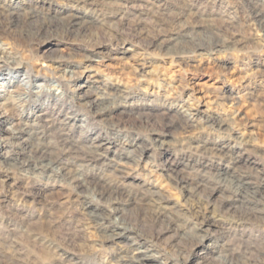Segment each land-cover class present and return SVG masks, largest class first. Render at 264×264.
I'll list each match as a JSON object with an SVG mask.
<instances>
[{
    "label": "rangeland",
    "instance_id": "rangeland-1",
    "mask_svg": "<svg viewBox=\"0 0 264 264\" xmlns=\"http://www.w3.org/2000/svg\"><path fill=\"white\" fill-rule=\"evenodd\" d=\"M16 1L17 24L6 28L0 17V47L42 86L27 104L30 116L20 120L41 135L25 136L18 146L3 134L0 264H124L122 256L137 257L141 249L165 264H264V0H95L111 3L107 8L92 0ZM28 7L34 22L53 16L57 30L24 32ZM72 13L87 24L61 34ZM172 35L177 42L167 41ZM86 84L91 99L125 92L99 107L116 108L114 116L98 120L90 99H79ZM62 86L70 110L43 95ZM13 118L0 129L16 130ZM59 137L74 148L70 157L94 142L109 144L106 165L81 169L85 182L78 189L57 168H19L37 146L47 158L58 156ZM166 156L177 157V171H168ZM111 208L138 225L137 244L106 239L103 224L114 219L94 214L106 217ZM206 216L214 222L210 241L195 250V228Z\"/></svg>",
    "mask_w": 264,
    "mask_h": 264
},
{
    "label": "bare ground",
    "instance_id": "bare-ground-1",
    "mask_svg": "<svg viewBox=\"0 0 264 264\" xmlns=\"http://www.w3.org/2000/svg\"><path fill=\"white\" fill-rule=\"evenodd\" d=\"M78 2L84 3L87 0H76ZM12 4H7L4 1L0 0V17H3L5 22H6V28L12 27L13 25L17 24V21L19 19L20 12H19V3L16 0H12L10 1ZM109 3V2H108ZM255 3V2H254ZM259 4V3H258ZM92 5L93 6H98L100 7H108V6H112V4L110 3L107 6V3L104 2H99V1H95L92 0ZM254 5V4H253ZM261 5V4H260ZM263 6V5H262ZM98 10V9H97ZM102 10V9H101ZM104 10V9H103ZM255 11V10H254ZM253 11V12H254ZM102 13V12H101ZM100 13V14H101ZM104 13V12H103ZM24 15V24L26 25L24 28V32H31L34 33L35 35H38L41 31L45 30L47 32H52V30H57V27H55V25L53 26V16H47L45 17L42 22L38 21V22H34V20L37 19V15L35 13V9L28 7L27 11L23 13ZM258 16V15H257ZM261 16V15H260ZM103 17V16H102ZM105 19V18H104ZM259 21V20H258ZM87 24L86 20L84 19L83 16H79L78 14H70L68 15V18L66 20V22L61 26L60 28V32H62L61 34H69L72 33L76 30L82 29L85 27V25ZM260 27V26H259ZM261 28V27H260ZM259 28V29H260ZM258 29V30H259ZM262 31V30H261ZM28 35V34H27ZM34 35V36H35ZM175 35V34H174ZM38 37V36H37ZM168 42H177V38L175 36H171L167 39ZM224 44V43H223ZM218 45V44H217ZM222 45V44H221ZM170 45H167L164 49L166 50V52H169L171 50V47H169ZM170 48V50H169ZM211 48V47H210ZM205 49V48H204ZM210 51V50H209ZM10 65L12 68H10ZM20 64L15 60V58L13 56H11V53L5 51L4 49H2L0 47V80H4L5 83H3L2 85H0V87H4L5 89H3V93L4 94H0V125L1 123H4L7 121L8 116H12L13 120L15 121L14 125H16L17 129L16 130H11V129H0V147L3 145V134L5 133L8 137V139H14L16 141H18L19 143L17 144L22 145V143L27 141V137H31V136H36L39 133L38 132H32L27 130V128L29 127L28 124H22L20 123V120H22L23 118H26L27 116H30L29 114H27V104L29 103L30 99L32 97H39L38 94L43 93L42 91V86L37 84V80H33L31 77V73L28 69H24L23 72H21L20 70L22 68H20ZM40 82V80H39ZM16 85V86H15ZM14 88V89H12ZM109 89V88H108ZM106 90V89H105ZM78 97L80 100H89L90 99V103L89 106H93L95 108H98V110L96 111L95 115L96 118L98 120H104L106 119L108 116H114L116 108L114 109V107H105V108H99L101 107V105L104 103V101L107 98H112L114 99L118 94H125V92L121 91L120 89L116 88L114 90H111V92H107V91H103L102 95H98L99 97H97L96 99H91L90 98V88L89 86L86 84L84 86L81 87L80 91L77 92ZM43 95H46L48 99H50L54 105L57 106H67V108H69L68 110H70V106L69 104L66 102V99L68 98L67 95V91H66V87L62 86V90L59 92H51V91H46ZM111 99V100H112ZM87 102V101H86ZM71 103V102H70ZM118 104V103H117ZM85 105V104H84ZM87 105V103H86ZM120 105V104H119ZM79 108V107H78ZM166 109H174L172 107H166ZM53 110V109H52ZM95 111V110H94ZM190 112V111H189ZM188 112V113H189ZM66 113V112H65ZM179 113H185V110H182ZM17 114V115H15ZM36 114V113H35ZM60 114V113H59ZM177 114V112H176ZM193 114V113H192ZM14 115V116H13ZM43 113H39L37 116L35 117H42ZM120 115V114H119ZM165 115V114H164ZM191 115V114H190ZM189 114H184V116H189L188 119H190L192 116H190ZM17 116V117H15ZM65 116V115H64ZM58 117V116H57ZM68 119V121L70 122L71 117L67 116L66 117ZM32 119V118H31ZM73 120L75 121V117L73 118ZM52 121V120H50ZM31 124V123H30ZM13 125V126H14ZM111 125V124H109ZM12 126V125H11ZM215 126L218 129L223 128L224 124L219 121H217L215 123ZM48 128V127H46ZM34 129V128H33ZM58 130V129H57ZM60 130V129H59ZM50 132V131H49ZM63 133V132H61ZM41 135V134H39ZM42 137V136H41ZM32 138V137H31ZM58 138V137H57ZM60 138V142H61V146L63 148L60 149V153L58 156H56L55 158H47L46 157V148H44L43 146H37V148L35 149L34 154H32L31 156H29L26 160H23L22 162H20V166L19 168L25 171H30V168L33 169H40L42 171H54V168H57V174H60V176L63 178V180L69 185L71 186L73 189H78L79 187H81L84 182H85V178H84V174L81 172V169H83L84 167H89V166H96V165H101L104 166L106 165L105 160H103V157L105 155H107L109 153V144H105V142H98V143H93L92 148H89L86 152H83L81 155H75L74 153V157H70L71 156V152L74 151V148L71 147L70 145L67 144V139L65 138ZM89 138V137H88ZM100 139V138H99ZM59 140V139H58ZM95 140V139H94ZM111 141V140H110ZM158 141V140H157ZM154 143V142H153ZM160 143V142H159ZM59 144V143H58ZM118 144V143H117ZM120 144V143H119ZM28 145V144H27ZM42 145V144H41ZM45 145V144H44ZM106 145V146H105ZM160 145V144H159ZM226 145V144H225ZM60 146V145H59ZM91 146V145H90ZM121 146V145H120ZM160 146H163V143H161ZM184 146V145H183ZM202 146V145H201ZM217 146V145H216ZM81 147V146H80ZM203 147V146H202ZM222 147V146H221ZM227 147V146H226ZM78 148V147H77ZM114 148V147H113ZM196 148V147H195ZM225 148V147H224ZM112 149V148H111ZM189 149V147H188ZM187 149V150H188ZM215 149V148H214ZM77 150V149H75ZM79 150V149H78ZM143 150V149H142ZM211 149H208L207 151H209ZM217 150V149H216ZM215 150V151H216ZM57 151V150H55ZM114 151V150H113ZM194 151V150H193ZM203 151V150H202ZM212 151V150H211ZM209 151V152H211ZM222 151V150H221ZM77 152V151H76ZM23 153V152H22ZM205 153V151H204ZM219 152V156H220ZM229 153V152H228ZM56 154V153H55ZM211 154V153H210ZM222 154V153H221ZM237 154V153H236ZM29 155V154H28ZM141 155V154H140ZM217 155V154H216ZM26 156V155H25ZM81 158H80V157ZM223 156V155H222ZM220 156V157H222ZM228 155H225V157ZM27 157V156H26ZM47 158V159H46ZM179 158H184V156H180ZM224 158V156H223ZM232 158V157H231ZM177 157L175 156V158L171 159L169 156H166L165 162L164 163H168L167 164V168L168 171L170 172H174L177 171V161H176ZM226 159V158H225ZM220 160V159H219ZM112 161V159L110 160ZM116 161V160H115ZM137 161V160H135ZM170 161V162H168ZM108 162V161H107ZM230 162V161H229ZM236 162V161H235ZM241 162V161H240ZM66 163V164H63ZM223 163V162H222ZM73 165L76 167V169H68L65 166L66 165ZM230 164V163H229ZM10 165V164H9ZM113 165V164H112ZM183 165V164H182ZM206 165V164H205ZM204 165V166H205ZM208 165V163H207ZM114 171H118L121 172V169H119L120 165L118 162L114 163ZM100 167V166H99ZM98 167V168H99ZM165 167V166H164ZM192 167V166H191ZM11 168V167H10ZM103 168V167H102ZM185 168V167H184ZM183 168V169H184ZM207 168V167H206ZM14 169V168H13ZM109 169V168H108ZM162 169V168H161ZM180 169V170H183ZM236 168H234L235 170ZM196 170V169H194ZM17 171V170H16ZM112 171V173L116 174V172ZM123 171V170H122ZM184 171V170H183ZM182 171V172H183ZM109 172V171H108ZM125 172V171H124ZM167 172V171H166ZM168 172V173H169ZM172 172V173H173ZM236 172V170H235ZM171 173V174H172ZM179 173V172H178ZM199 173V172H198ZM205 173V172H204ZM207 173V172H206ZM237 173V172H236ZM170 174V173H169ZM176 175V174H175ZM179 175V174H178ZM234 175V174H233ZM45 176V175H44ZM122 176V175H121ZM232 176V175H231ZM262 176V175H261ZM33 177V176H32ZM53 177V176H52ZM119 177V175H118ZM117 178V177H116ZM186 178V177H184ZM120 179V178H119ZM180 180V178H179ZM177 180V181H179ZM183 180V179H181ZM187 180V179H186ZM233 180V179H232ZM244 178L242 176H239L236 178V181L238 184L243 183ZM184 181V180H183ZM263 181V179L261 180ZM120 182V181H119ZM118 182V183H119ZM63 183V182H62ZM180 184V183H179ZM261 185V184H260ZM175 186V185H174ZM68 187V186H67ZM260 187V186H259ZM261 188V187H260ZM233 190V189H232ZM75 191V190H74ZM97 191V190H96ZM235 192V191H234ZM259 192V191H258ZM101 196V195H100ZM262 197V196H261ZM261 204L264 205V198L262 197L261 199ZM159 203V202H158ZM159 207V206H158ZM160 208V207H159ZM210 211V210H209ZM213 211V209L211 210ZM210 211V212H211ZM209 212V213H210ZM204 213V212H203ZM218 213V212H216ZM215 213V215H216ZM213 214V213H212ZM211 214V215H212ZM207 215V214H206ZM214 215V214H213ZM92 216V214H91ZM160 216V215H159ZM200 216V215H199ZM207 217V216H206ZM213 217V216H211ZM94 218L95 220H100V221H110L111 218H113L114 220H112V222H104L103 225H105L103 228L108 232V235L106 236V239L108 241H115V240H120V239H126L131 241V245H135L138 242H136V237L133 236H138L140 237V235L136 232L137 231V224L136 223H132V221L130 219H127V217H124L122 214H120L118 212L117 208H111L108 211V215L106 217H100L98 215L94 214ZM202 219V218H201ZM212 218L209 219V217L207 218H203L202 221L200 222V224L197 225V227L195 228V231L197 233L195 234H199L197 237L198 240H196L197 242H194L193 244V248L196 250L199 248V245L203 244L204 242L210 241L208 239L209 234V230H210V226L211 224H213L214 222L211 220ZM219 220V219H218ZM98 224V223H97ZM99 225V224H98ZM101 228V227H100ZM103 229V230H104ZM180 229V228H179ZM178 230V229H177ZM135 234V235H134ZM194 234V233H193ZM158 237L160 236L159 234L157 235ZM202 250V249H200ZM135 255H137V257H131V259L128 258H124L123 256L121 257V261H124V264H127L128 262H138L139 260H149V261H154V264H165L164 262H159L156 261V259H158V255L154 254L152 255L150 252H148V250L144 249V250H137L135 252ZM126 259V260H125ZM204 262V258L202 257ZM118 261V260H117ZM191 261V260H190ZM256 262V261H255ZM198 263V262H197ZM200 263V262H199ZM198 263V264H199ZM206 263V262H205ZM203 263V264H205ZM247 264V263H246ZM248 264H255L253 263H248Z\"/></svg>",
    "mask_w": 264,
    "mask_h": 264
}]
</instances>
